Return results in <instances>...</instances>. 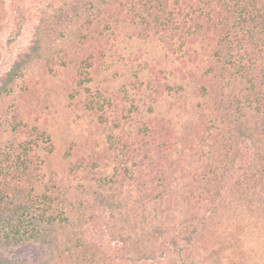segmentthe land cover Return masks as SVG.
Wrapping results in <instances>:
<instances>
[{
    "label": "trees",
    "instance_id": "trees-1",
    "mask_svg": "<svg viewBox=\"0 0 264 264\" xmlns=\"http://www.w3.org/2000/svg\"><path fill=\"white\" fill-rule=\"evenodd\" d=\"M9 7L19 36L24 8ZM59 69L107 138L56 170L45 83ZM102 201L125 237L117 262L85 233ZM232 221L264 224V0H60L41 13L0 78V264H220L210 249ZM24 248L43 258L11 257Z\"/></svg>",
    "mask_w": 264,
    "mask_h": 264
},
{
    "label": "rangeland",
    "instance_id": "rangeland-1",
    "mask_svg": "<svg viewBox=\"0 0 264 264\" xmlns=\"http://www.w3.org/2000/svg\"><path fill=\"white\" fill-rule=\"evenodd\" d=\"M11 1L0 0V78L8 70L9 65L17 55L26 51L31 45L41 13L46 12L60 0H16L24 8L26 16L19 36H16L19 30L14 25L15 20H18V15L12 7H9ZM64 74L65 71L59 69L58 76L46 79L45 83V90L48 91L53 101V105L47 112L52 113L49 116V133L52 137L54 153L51 155L50 161L53 169L56 170L67 166L68 159L66 156L68 154H80V147L85 144L88 147L99 146L102 150L106 147L107 138V134L97 128L96 120L91 117L92 112H83L74 107L76 104L80 106V101L77 99L71 102L65 86L62 84L65 78ZM125 84L127 82L119 78L111 86L115 89L121 88ZM41 94L44 95L45 92ZM130 99L133 100V98ZM134 99L135 101L138 100ZM162 106L161 112H166L170 108V104L167 103H163ZM107 113L108 115L111 114L110 111ZM179 113L185 114V112L176 110L173 116L177 117ZM242 153H244L243 149ZM238 164L240 163L237 161L233 169L231 168L226 174V188L232 186L238 178V173L235 172ZM114 216L115 212L109 204L103 201L99 202L93 213V220H90L85 226V233L87 238L92 242H98L104 251L111 257H115L117 262L120 261L122 241L125 237L118 236L115 231ZM239 225L242 226V223ZM222 231V238L216 243L214 242L213 249H210L211 252L218 253L220 264H264V224L254 223L252 227L246 226L245 229L241 228L239 231L232 221L228 222ZM40 255L39 250L24 248L17 253H12L11 257L14 260H33L37 257L43 258ZM149 264L171 263L166 258H156Z\"/></svg>",
    "mask_w": 264,
    "mask_h": 264
}]
</instances>
